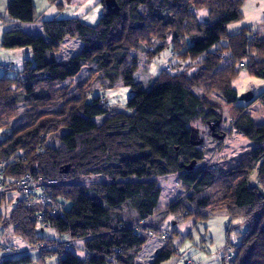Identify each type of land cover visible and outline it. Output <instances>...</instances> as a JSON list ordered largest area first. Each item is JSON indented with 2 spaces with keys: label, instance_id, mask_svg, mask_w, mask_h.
Instances as JSON below:
<instances>
[{
  "label": "trees",
  "instance_id": "obj_1",
  "mask_svg": "<svg viewBox=\"0 0 264 264\" xmlns=\"http://www.w3.org/2000/svg\"><path fill=\"white\" fill-rule=\"evenodd\" d=\"M48 1L63 11L73 0ZM107 1L99 0L103 14L96 25L54 17L41 21L44 35L21 29L3 35L2 47L30 48L33 60H26L16 77L0 76V129L25 106L24 123L0 141V167L8 183L30 175L57 184L49 187L47 204L14 193L2 196L0 225L13 227L28 244L24 248L78 242L2 264H42L55 254L58 264H136L152 234L165 240L152 264H163L193 238L199 224L218 215L247 225L239 244L228 241L221 264H264V121L257 122L252 112L256 103L264 107V93L247 108L237 105L233 86L241 63L264 78V39L249 27L228 32L242 19L245 0H115L112 9ZM201 10H206L203 20ZM6 20L39 22L34 0H9ZM68 39L83 46L58 60ZM169 45L177 61L147 84H129L128 113L108 108L103 94L93 96L94 83L114 87L131 75L140 62L136 53L150 62ZM180 62H187L182 69ZM86 66L88 76L74 83ZM225 108L250 146L212 165L209 156L230 132L222 126ZM199 119L212 124L216 146H208L192 126ZM255 172L257 186L251 183ZM171 175L179 176L183 191L162 207L159 178ZM90 178L96 180L87 182ZM16 196L6 215L1 208ZM41 214L61 239L44 236ZM170 217L173 226L165 228ZM184 225L190 228L184 231Z\"/></svg>",
  "mask_w": 264,
  "mask_h": 264
},
{
  "label": "rangeland",
  "instance_id": "obj_2",
  "mask_svg": "<svg viewBox=\"0 0 264 264\" xmlns=\"http://www.w3.org/2000/svg\"><path fill=\"white\" fill-rule=\"evenodd\" d=\"M34 2L40 19L39 22H17L11 24L6 20L9 0H0V76L16 77L23 69L25 61L33 60V54L30 48L6 49L2 47V38L7 30L21 29L25 33L44 35L42 29L39 31V28L42 27L41 21L43 20H49L54 17H79L89 25H96L103 14V7L99 0H73L71 4L66 3V8L63 11H59L57 7L51 5L48 0H34ZM241 11L243 13L242 19L231 23L228 26V32L234 34L244 27H249L253 30V35L258 34L260 38L264 39V0H245ZM205 12L206 10L200 11L199 17L201 20H203V14H205ZM17 25H19V27ZM82 46L83 43L79 39H68L61 51L57 54L58 60L69 59L79 48L81 49ZM171 51L172 46L169 45L168 48L150 62H148L147 57L143 54L136 53L140 58V62L134 72L131 75L122 77L114 87L107 86L101 82L94 83L92 86L93 96L103 94L106 98L108 108L115 109L117 112L128 113L127 102L132 96L129 84L136 82L147 84L152 78L157 77L163 69L177 61L178 58L173 57ZM186 63L187 62H180L179 68L182 69ZM226 64L227 63L224 62L222 65ZM8 66L11 67V70L5 71V67L8 68ZM89 69V66L84 67L74 78V83L84 80L89 74ZM240 74L242 75L240 76ZM240 74L233 82L234 88L238 91L237 105L247 106L248 102L264 93V78L251 75L247 68L240 72ZM72 92H75V87L72 89ZM215 99L223 102L221 97L215 96ZM253 106L252 112L255 120L257 122L264 121V107L260 103H256ZM248 107L249 105L247 108ZM18 110V116L9 121V125L6 128L0 129V141L6 134L10 133L13 128L24 123L25 106L20 104ZM224 117L225 119L222 126L230 132L223 138L222 145L215 148L216 150L209 156L208 162L212 165H218L227 159L236 157L249 149L250 146L249 141L233 129L227 108L224 109ZM95 120L101 123L103 117H96ZM207 123L209 124V122L199 119L193 122L192 126L198 131L200 137L208 146H216L217 144H214L215 142L210 132V126H212V124L209 126ZM95 180L94 178H90L87 182H93ZM159 183L162 189L160 198V206L162 207H165L170 201L175 200L183 191L182 183L178 175L160 177ZM251 183L256 186L258 185L256 172L251 176ZM7 199H9V197ZM17 199L18 196H16L11 204L6 203L1 208L2 212L6 215L9 214L16 204ZM168 220L169 221L165 224V228L173 226L171 217ZM189 228V225L183 226L184 231H187ZM228 228L232 229L229 235L227 233ZM246 228L247 225L241 219L232 221L227 215L213 217L199 224L193 231V238L187 240L179 249L178 254L163 264H221V257L228 241H231L234 245L239 244L241 235ZM44 236L48 239H61V236L53 229L46 230ZM0 240L4 245L10 244L15 246V250L25 249L23 246H28L27 243L14 234L13 227L11 226L4 227L0 225ZM66 240L67 239L64 241ZM164 244L165 240L162 239V237L152 234L147 244L138 254V263L152 264L158 251ZM38 256L39 254L37 253L32 254L34 259ZM59 259V255L55 254L46 257L45 263L42 264H58ZM33 264L41 263L36 262Z\"/></svg>",
  "mask_w": 264,
  "mask_h": 264
},
{
  "label": "built area",
  "instance_id": "obj_3",
  "mask_svg": "<svg viewBox=\"0 0 264 264\" xmlns=\"http://www.w3.org/2000/svg\"><path fill=\"white\" fill-rule=\"evenodd\" d=\"M240 67L242 71L246 68L244 63H241ZM169 69L170 67H168V70ZM55 184H57L55 180H45L43 177L34 178L30 175H26L21 179L13 181L12 183H8V181L4 177L2 168L0 167V201L2 199V196L4 195L10 196V194L14 193L17 194L18 196H23V197H27L30 200H35L38 203L47 204L50 201L49 187ZM37 220L40 223L41 225L40 227L42 229H46V230L48 229L43 214L39 215L37 217ZM76 242H78V239L70 238L67 239L66 241L59 240L49 244L43 243L38 246L25 248L21 250L10 249L7 247L4 248L0 242V264L4 263L6 260H10L13 258H17L19 256L27 255L33 252H37L49 248H57L60 245H65L67 249H71L73 248Z\"/></svg>",
  "mask_w": 264,
  "mask_h": 264
},
{
  "label": "water",
  "instance_id": "obj_4",
  "mask_svg": "<svg viewBox=\"0 0 264 264\" xmlns=\"http://www.w3.org/2000/svg\"><path fill=\"white\" fill-rule=\"evenodd\" d=\"M107 6H108L109 9H112L113 7H114V8H117V5H116L115 0H108V1H107ZM248 98H250V97H248ZM248 98H247V99H248Z\"/></svg>",
  "mask_w": 264,
  "mask_h": 264
},
{
  "label": "crops",
  "instance_id": "obj_5",
  "mask_svg": "<svg viewBox=\"0 0 264 264\" xmlns=\"http://www.w3.org/2000/svg\"><path fill=\"white\" fill-rule=\"evenodd\" d=\"M19 27V25H17ZM42 29V27L39 28V31ZM139 256V255H138ZM138 256H137V259H136V264H139L138 263Z\"/></svg>",
  "mask_w": 264,
  "mask_h": 264
}]
</instances>
